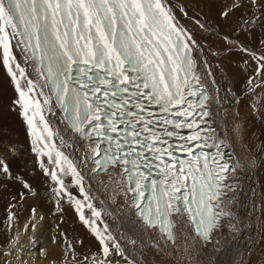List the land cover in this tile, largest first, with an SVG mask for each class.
I'll return each mask as SVG.
<instances>
[{"label": "snow or ice", "instance_id": "6c2138e0", "mask_svg": "<svg viewBox=\"0 0 264 264\" xmlns=\"http://www.w3.org/2000/svg\"><path fill=\"white\" fill-rule=\"evenodd\" d=\"M0 70V264H264V0H0Z\"/></svg>", "mask_w": 264, "mask_h": 264}, {"label": "bare ground", "instance_id": "6f19581e", "mask_svg": "<svg viewBox=\"0 0 264 264\" xmlns=\"http://www.w3.org/2000/svg\"><path fill=\"white\" fill-rule=\"evenodd\" d=\"M202 40H207L208 37L201 36ZM7 97V98H6ZM4 98H6L4 100ZM15 98V92L14 89L9 81V79L3 74L2 70H0V104L5 103V105H9V100ZM245 118V115L242 114L241 120L237 121V123H241L242 120ZM247 119L250 122V129L249 134L252 135V141H255L256 138L264 139V136L261 135L262 131L264 129L261 128L259 120H253L250 116L247 117ZM12 127H15V123H18L13 136L11 137V140L15 141L20 149H22L25 152L24 157L29 158L31 156V152L25 148V143L27 140V137L29 138L26 130V125L24 124L21 117L15 115V118L11 119ZM251 142V141H250ZM244 156L247 157V153H244ZM23 157V159H24ZM257 163H261V161H257ZM26 178H29L31 182L37 187L38 190L43 189L44 184V178L40 175L39 171L37 170V174L35 177L26 176ZM257 179H264V169H261L260 172L257 174ZM1 196H0V218L2 217L3 212V203L1 202ZM33 203L32 201H29L25 204L24 209H22L24 213V217H27L28 215V208L29 205ZM43 203L44 207L43 210L47 214L49 210L52 209L51 203H45L43 200L41 201ZM55 218L51 217L49 220H47L44 224V227L42 229L38 228L36 235L39 237L40 243L45 247L52 249V241L50 239L52 235V224L54 222ZM62 227L68 229V230H75L76 234L81 236L85 239L86 242L90 243L94 248L96 246L95 240L87 233L86 229H84L79 222L75 219V214L73 210L68 209L65 214V223L62 225ZM226 231V230H225ZM227 241L222 240V244L226 245ZM211 247V246H210ZM222 253H217V256L221 255ZM192 255L194 257L193 264H197L195 256V248L192 249ZM150 259V257H149ZM41 264H46V262H41Z\"/></svg>", "mask_w": 264, "mask_h": 264}, {"label": "rangeland", "instance_id": "374dc122", "mask_svg": "<svg viewBox=\"0 0 264 264\" xmlns=\"http://www.w3.org/2000/svg\"><path fill=\"white\" fill-rule=\"evenodd\" d=\"M6 98H4V100ZM11 100L12 99L9 100V105H10ZM9 105H5V103L0 104V136H2L3 138H6V139H11V137L13 136L14 131L18 125V123H15V127H12L11 119L15 118L16 113L14 111H9ZM27 139H29V140L26 141L25 148L30 151V147H31L30 138L27 137ZM33 158H34V154L31 153V156L28 159L25 157L23 159L25 161H28V167L29 168L33 167L32 163H31ZM36 174H37V170L35 171V174L32 175V177H35ZM27 179H29V178H27ZM18 188H19V186L17 185L14 187V190H17ZM1 198H2L1 202H4L3 203V212H2V217H3L4 209L7 206L8 201L6 199H4L2 196H1Z\"/></svg>", "mask_w": 264, "mask_h": 264}]
</instances>
